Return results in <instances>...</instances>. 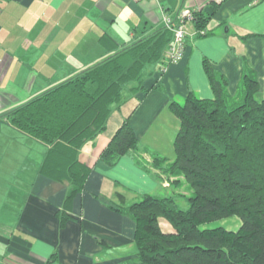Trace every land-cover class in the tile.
<instances>
[{
  "label": "crops",
  "instance_id": "0c3cea01",
  "mask_svg": "<svg viewBox=\"0 0 264 264\" xmlns=\"http://www.w3.org/2000/svg\"><path fill=\"white\" fill-rule=\"evenodd\" d=\"M185 11L203 12L212 32L200 36L189 22L183 58L157 72L147 82L151 90L127 101L106 131L82 147L80 159L92 172L68 204L69 184L40 172L48 146L16 130L5 115ZM206 60L226 77L231 95L249 74L264 99V0H0V264H137L136 224L111 205L178 190L165 187L158 169L146 172L133 152L113 166L101 152L129 119L141 149L173 161L179 121L169 106L191 92L214 98ZM15 172L28 177L21 191L7 178ZM58 211L71 217L63 226Z\"/></svg>",
  "mask_w": 264,
  "mask_h": 264
},
{
  "label": "trees",
  "instance_id": "16d2710c",
  "mask_svg": "<svg viewBox=\"0 0 264 264\" xmlns=\"http://www.w3.org/2000/svg\"><path fill=\"white\" fill-rule=\"evenodd\" d=\"M193 17L198 35L212 32L203 12L195 11ZM172 40L167 27L155 31L5 115L16 130L48 146L40 172L69 184L68 204L84 190L92 172L80 159L82 147L106 131L112 114L127 101L151 90L148 80L170 66L166 51ZM204 67L214 98L191 92L182 102L172 101L170 111L179 121L175 159L152 153L149 163L160 171L163 183L170 180L169 187L188 194V209L180 208L177 194L111 205L136 224L137 264H264L261 85L244 74L231 95L226 77L208 60ZM140 151L150 154L148 148L140 149L139 136L126 119L100 159L113 166L133 152L141 166ZM58 215L62 226L71 218L61 211ZM228 218L241 220L238 230L201 228ZM56 258L54 254L50 262Z\"/></svg>",
  "mask_w": 264,
  "mask_h": 264
},
{
  "label": "rangeland",
  "instance_id": "374dc122",
  "mask_svg": "<svg viewBox=\"0 0 264 264\" xmlns=\"http://www.w3.org/2000/svg\"><path fill=\"white\" fill-rule=\"evenodd\" d=\"M20 146L21 148L23 147V145L22 144H15V149H17V147L16 146ZM152 146V145H151ZM148 148V150H149V152H150V156L152 155V153H159L158 151H154V149L153 148H149V147H147ZM141 149V148H140ZM162 149H164L165 151H167L168 150V147H167V143L165 142V144L163 145V148ZM141 150H143V149H141ZM141 152V151H140ZM139 152V154H140V157H138V160L141 162H139L140 164H141V166L146 170V172H151L152 171V169L153 168H151V165L144 159V157L141 155V153ZM161 153H163V152H160L159 154L161 155ZM149 154V153H148ZM134 155H135V153H134ZM136 156V155H135ZM170 156V155H169ZM168 156V157H169ZM136 158V157H135ZM13 172V171H12ZM11 176V177H10ZM10 176H8L7 178H9V180L7 179V178H5L4 180L5 181H9L11 184V186H17L18 188H16L17 190H19V188H20V181L21 180H25V179H27V178H23V176L21 175V174H19V175H17V172H15V173H12ZM18 177H21V178H23V179H19L18 180ZM0 182H1V180H0ZM22 182V181H21ZM3 183V182H2ZM164 185H165V187H169V184H170V180H166V182L165 183H163ZM13 191V190H12ZM11 191V192H12ZM19 191H21V190H19ZM19 191H15V193L16 194H18V192ZM189 191V190H188ZM171 192H173V190H169V191H164V192H162L160 195H158V196H170V194H171V196H172V194L173 193H171ZM188 193V192H187ZM176 194H177V196H178V205L180 206V208H182V209H184V210H186V209H188V207H189V202H188V194H186V192L185 191H183V189H178V191L176 192ZM180 194H182V195H180ZM180 195V196H179ZM184 195H186V196H184ZM0 198H1V202L3 201V198H2V196H1V192H0ZM5 199V198H4ZM142 198H140V199H138V201H140ZM134 202H137V200L136 201H134ZM133 203V202H132ZM132 203H129L130 205L132 204ZM240 225H241V220L240 219H238V218H228V219H224V220H217V221H213V222H210V223H206V224H203L202 226H201V228L202 229H205V228H215V227H219V226H222V227H225V228H227V229H229V230H238L239 229V227H240Z\"/></svg>",
  "mask_w": 264,
  "mask_h": 264
},
{
  "label": "built area",
  "instance_id": "2783aa9c",
  "mask_svg": "<svg viewBox=\"0 0 264 264\" xmlns=\"http://www.w3.org/2000/svg\"><path fill=\"white\" fill-rule=\"evenodd\" d=\"M193 12L185 11L179 13L175 20L168 17L165 19L166 26L173 33L172 43L166 51V56L169 59L170 65L178 63L183 58L189 32L187 24L193 22ZM201 33L204 34V32Z\"/></svg>",
  "mask_w": 264,
  "mask_h": 264
}]
</instances>
